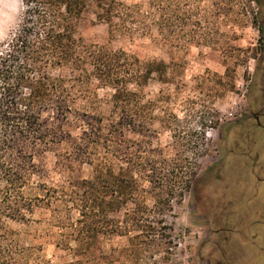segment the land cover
<instances>
[{"label": "rangeland", "instance_id": "374dc122", "mask_svg": "<svg viewBox=\"0 0 264 264\" xmlns=\"http://www.w3.org/2000/svg\"><path fill=\"white\" fill-rule=\"evenodd\" d=\"M177 5L179 38L203 34L204 44L172 47L154 30L151 37L119 36L112 45L143 63L167 66L165 75L155 74L144 87L141 105L147 112L139 118L143 131L127 132L124 145L130 152L141 151L144 160L156 161L159 170L169 168L172 175L191 180L192 189L181 203L174 197L163 215L150 212L151 220H162L153 225L156 238L133 243L137 231L102 236L95 256H76L56 247L57 231L48 222L15 225L44 263L76 264L92 258L93 264H264V11L252 0H178ZM23 12L21 0H0V43L16 31ZM78 36L88 44L104 45L109 27L89 9ZM112 93L100 89L98 100L81 99L82 112L108 118ZM81 128L73 135L80 136ZM70 149L64 144L37 158L45 172L42 181L64 185L92 177L91 166L66 157ZM145 188L150 191L148 184ZM153 203L149 197V205ZM133 211L129 205L113 217L122 222ZM51 215L37 211L34 218L41 221L44 216L50 222ZM72 218L78 220V213Z\"/></svg>", "mask_w": 264, "mask_h": 264}, {"label": "trees", "instance_id": "16d2710c", "mask_svg": "<svg viewBox=\"0 0 264 264\" xmlns=\"http://www.w3.org/2000/svg\"><path fill=\"white\" fill-rule=\"evenodd\" d=\"M21 1L18 28L0 43V264H46L15 225L48 222L57 231L56 247L76 256H95L102 236L137 231L133 243L156 238L153 225L162 220L154 222L150 212L170 211L174 197L181 203L193 182L172 175L169 168L159 170L156 161L144 160L141 151L130 152L124 144L127 132L142 133L139 118L147 112L141 105L143 89L155 74L165 75L167 66L143 63L114 49L112 42L119 36L151 37L154 30L172 47L202 45L205 36L179 38L174 18L178 0ZM89 9L109 27L104 45L88 44L78 36ZM100 89L113 91L108 118L80 108L85 97L98 100ZM78 126L81 135L74 136ZM64 144L71 148L67 158L93 168L91 178L64 185L41 180L45 172L37 158ZM129 205L134 206L132 214L116 221L113 215ZM37 211L51 213V221L44 216L36 220ZM73 212L78 213L76 221ZM93 262L87 258L76 264Z\"/></svg>", "mask_w": 264, "mask_h": 264}, {"label": "flooded vegetation", "instance_id": "af4514ba", "mask_svg": "<svg viewBox=\"0 0 264 264\" xmlns=\"http://www.w3.org/2000/svg\"><path fill=\"white\" fill-rule=\"evenodd\" d=\"M257 1H258L257 4L261 5L262 6V10L264 11V0L263 1L262 0H257ZM260 30H261V32L263 34V39H264V12H263V15H262L261 21H260ZM254 118L259 120V113L254 114ZM206 197H208V196H206ZM206 202H208V201L206 200Z\"/></svg>", "mask_w": 264, "mask_h": 264}]
</instances>
